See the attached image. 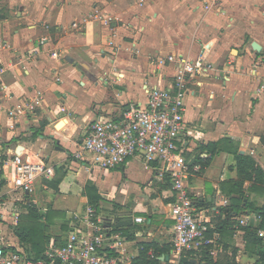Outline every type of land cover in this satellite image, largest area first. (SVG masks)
Wrapping results in <instances>:
<instances>
[{
  "label": "crops",
  "instance_id": "0c3cea01",
  "mask_svg": "<svg viewBox=\"0 0 264 264\" xmlns=\"http://www.w3.org/2000/svg\"><path fill=\"white\" fill-rule=\"evenodd\" d=\"M105 18L111 21L107 24ZM0 39L11 46L0 52L6 68L2 83L12 95L10 100L0 95L3 107L34 100L38 94L42 98L40 108L14 130L8 129L5 112L0 114V197L8 190L4 176L9 159L40 151L54 165V175L37 184L78 208L60 221L67 233L72 216L89 205L85 188L91 183L101 199L98 210L105 204L123 206L128 198L144 200L134 201L136 216L125 223L131 230L142 228L132 241L124 236L132 261L142 242L169 244L170 186L163 188L164 182L139 160L101 170L88 168L73 155L81 149L89 123L97 116L115 119L144 105L145 86L149 90L171 84L176 68L168 57H183L201 65L185 99V131L190 135L185 156L199 168L187 178L186 187L209 205L213 226L226 221L225 229L216 233L222 246L216 258L231 259L235 251L234 264H255L256 256L245 251L242 230L256 227L260 219L243 209L225 220L218 209L238 198L231 193L238 179L235 154L252 159L264 176V0H0ZM253 43L259 52L251 48ZM129 45L138 54L127 52ZM134 162L142 172L134 170ZM59 178L55 188L49 185ZM250 186L243 185L245 203L264 207V185L256 184L255 190ZM98 210L102 223L114 229L117 222L100 217ZM136 217L147 225L135 223ZM47 228L53 229L51 241L66 237L56 226ZM258 235L264 239V230ZM10 244L28 260L19 241ZM168 256L169 264L178 263L170 252Z\"/></svg>",
  "mask_w": 264,
  "mask_h": 264
},
{
  "label": "built area",
  "instance_id": "2783aa9c",
  "mask_svg": "<svg viewBox=\"0 0 264 264\" xmlns=\"http://www.w3.org/2000/svg\"><path fill=\"white\" fill-rule=\"evenodd\" d=\"M110 21V18L104 19L107 24ZM44 43L45 39L41 40L40 44ZM10 48L6 41L0 39V52ZM125 50L138 54V49L133 45ZM167 60L176 68L171 84L149 90L145 86V104L129 108L118 118L97 116L87 125L81 149L73 156L88 168L101 170L121 166L129 160H139L143 168L152 172L157 180L170 184L173 198L168 211L173 223L170 256L179 262L186 252L204 250L215 258L222 251V246L216 234H208L214 229L211 210L206 205L198 206V197L186 187L187 178L197 174L199 168L190 165L185 158L186 138L190 136L185 131V99L190 81L201 65L183 57L170 56ZM5 72L6 68L0 62V95L4 100H10L12 95L2 83ZM41 104L40 94L34 100L19 102L12 108H4L0 102V114L5 112L10 123L8 129L14 130L19 122L27 121ZM6 167L8 170L4 177L8 190L2 196L18 192L28 195L39 179H49L54 175V165L48 163L40 151L22 157L15 155L9 159ZM0 205L5 206L6 203ZM17 221L16 211L0 212V264L132 263L127 251V239L113 227L103 224L96 210L89 205L83 212L72 216L70 230L63 240H52L47 245L44 260L28 261L21 253L13 252L11 244L4 243L3 227H15ZM134 222L142 224L144 219L136 217ZM148 254L153 257L151 251Z\"/></svg>",
  "mask_w": 264,
  "mask_h": 264
},
{
  "label": "trees",
  "instance_id": "16d2710c",
  "mask_svg": "<svg viewBox=\"0 0 264 264\" xmlns=\"http://www.w3.org/2000/svg\"><path fill=\"white\" fill-rule=\"evenodd\" d=\"M186 158V156H185ZM235 159L237 163V180L233 182L231 193L238 195V198H230V204L225 206L224 208H219V214L225 215V220H230L234 217L235 213H239L243 209H250L255 213V216L260 219L259 223L256 227L250 225L248 227H244L242 231L245 233V251L255 255L256 261L255 264H264V239L258 235V231L264 230V207L257 209L250 206V204L245 203V199L248 201V198L244 194L243 185L246 182L251 184L249 190H255L256 184L264 185V176L259 168V166L249 157L241 156L239 154H235ZM187 160V159H186ZM0 176H2V170L0 169ZM61 181V178L57 180H52L49 185L53 188L57 186V184ZM165 186H162L165 189H168L170 184L168 181L164 182ZM4 185V181H0V188ZM88 204L95 210H98L99 202L101 201L100 196L97 193L96 188L88 183L85 188ZM198 206H203L200 200L197 201ZM209 207V205H206ZM31 218V219H30ZM24 221L20 224V227L17 228L16 234L18 241L22 247L23 254L26 256L28 260L31 261H39L44 260V251L45 245L49 241V236L46 234L44 226L39 223L38 217L32 215H26L23 217ZM31 220L39 223L40 226H29ZM47 223L51 222L50 216H47ZM226 221L218 222L214 225V229L209 231V236H212L221 230L225 229ZM52 225V222L50 223ZM49 225V224H48ZM33 229V230H32ZM62 229L66 231L68 228L66 224H62ZM116 232L121 233V235L127 237L129 241L134 240V234L130 233L129 226L125 223L116 224L114 227ZM130 233V234H129ZM55 242H59L60 237L54 238ZM171 250V244H164L159 246L156 242H142L139 244V250L137 257L132 261L131 264H169V261L164 260L161 263L158 258L165 257L169 255ZM14 251V249H12ZM152 252L153 257L149 256V252ZM235 251L232 254L231 261L222 262L216 260V257H211L209 254L202 250L201 252H186L184 253V257L188 258V261L185 263L178 262L176 264H234ZM195 261V263H192Z\"/></svg>",
  "mask_w": 264,
  "mask_h": 264
},
{
  "label": "rangeland",
  "instance_id": "374dc122",
  "mask_svg": "<svg viewBox=\"0 0 264 264\" xmlns=\"http://www.w3.org/2000/svg\"><path fill=\"white\" fill-rule=\"evenodd\" d=\"M133 167H134V170L136 172H142V170H143L142 166L138 162H134ZM118 172H120V171H118ZM36 184L34 185L33 191L27 195L26 199H25L24 195L20 192L14 193V194H9V195L7 194L4 197H0V200H1L0 204L7 203V205H5V206L0 205V212L9 213L13 210H16L17 214H18V221H17L15 229L14 230L11 229V227L9 225V227H8L9 230L8 231L5 230L2 232L3 241L5 244H10L12 242L18 241L16 231H17V228L20 227V224L24 221L23 217L26 215H28V216L32 215V216L40 218L39 223H41L44 226L46 234L50 230V228H47V227H50V225H51L50 223L52 222L51 227L56 226L58 234L60 236H62L64 238L67 235V231H64L63 229L60 230V227L62 225V223H60V221L65 219L63 217L64 214L66 215V218L71 217L69 215V213L76 211L78 208H76V207L74 208V207L70 206V205H72L71 201L65 202V204H64L62 202L61 198L57 197L56 192L47 193L48 191L43 189L42 184H37V185ZM126 200H127V202L123 206L115 205V204H113V205H106L105 204V205L101 206V208L98 210L100 217L103 216V217H109L111 219H114L117 222V224H118V222L126 223L129 220L131 221L136 216L135 213L132 212V210L134 208V204H135L134 201L143 203L144 200L136 199V200L130 201L129 198ZM62 209L63 210L66 209L67 213H63V211H61ZM139 210L145 211L144 216L145 217L147 216L146 213H148V212L146 209H144L142 207V205L139 207ZM5 215L7 216V214H5ZM47 216H50V219H51L50 223L46 222ZM53 220H55V221L53 222ZM148 221H150V220H148ZM152 221H151V223H153ZM7 222H10V221L8 220ZM39 223L31 220V223H29L28 225L30 227L31 226H37V225L40 226ZM145 223L147 225V222H144V224ZM141 229H142L141 227L138 230H134V229L131 230L130 229L129 232L134 234V236H135L136 231H140ZM12 231H14V233ZM143 231H146V230L143 229ZM151 231L153 233L156 232V230H151ZM50 232H51V234L48 236L53 237V234H52L53 229H51ZM55 233H57V232H55ZM50 242H51V240L48 241V243L45 245V247H47V245ZM216 260H218V261L222 260V262L231 261V259L228 256L224 259L221 258V256H218L216 258Z\"/></svg>",
  "mask_w": 264,
  "mask_h": 264
},
{
  "label": "water",
  "instance_id": "95a60500",
  "mask_svg": "<svg viewBox=\"0 0 264 264\" xmlns=\"http://www.w3.org/2000/svg\"><path fill=\"white\" fill-rule=\"evenodd\" d=\"M251 48L254 51H256V52H259L260 51V47L256 43H253L252 46H251ZM146 206L148 207V205H146ZM158 260L160 262H163L164 260L168 261L169 260V256L160 257V258H158ZM187 261H188V258L187 257H184V256L179 259V262H182V263H185ZM192 263H195V261H192Z\"/></svg>",
  "mask_w": 264,
  "mask_h": 264
}]
</instances>
